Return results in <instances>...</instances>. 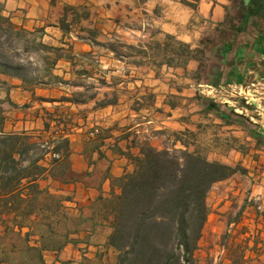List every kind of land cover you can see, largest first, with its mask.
<instances>
[{
  "label": "crops",
  "instance_id": "obj_1",
  "mask_svg": "<svg viewBox=\"0 0 264 264\" xmlns=\"http://www.w3.org/2000/svg\"><path fill=\"white\" fill-rule=\"evenodd\" d=\"M0 6L15 33L47 47L28 51L43 56L40 71L0 75V131L27 144L68 141L56 161L30 150L20 166L38 169L1 193L0 264H116L109 239L119 181L145 145L240 166L208 198L223 190L229 207L242 199L245 217L227 221V231L239 229L232 232L255 249L245 252H259L264 212L251 199L264 209V125L243 135V116L229 105L208 108L201 93L203 85L264 88V12L253 13L250 0H198L196 11L183 0ZM205 38L213 44L205 47ZM104 99L115 102L97 107ZM256 113L264 121V103Z\"/></svg>",
  "mask_w": 264,
  "mask_h": 264
},
{
  "label": "trees",
  "instance_id": "obj_2",
  "mask_svg": "<svg viewBox=\"0 0 264 264\" xmlns=\"http://www.w3.org/2000/svg\"><path fill=\"white\" fill-rule=\"evenodd\" d=\"M250 1L253 13L264 12V0ZM4 23L6 28L2 26ZM1 35L7 39L21 36L2 15ZM9 51L0 43V75L27 76V65L17 56H9ZM114 102L104 99L97 107ZM207 106L215 109L216 103L208 102ZM1 123L0 109V127ZM176 139L182 142L178 136ZM26 140L0 131V199L2 192L17 186L23 177L38 169L33 162L29 167L20 166L30 150L38 151L40 157L45 153L42 144H27ZM67 145L68 141L61 139L51 148L54 161L58 150L66 151ZM133 163V171L119 181L121 192L109 239L118 252L116 264H196L194 254L208 216L207 195L215 183L239 172V167L209 161L196 152L157 150L147 145L141 148V157L133 158Z\"/></svg>",
  "mask_w": 264,
  "mask_h": 264
},
{
  "label": "rangeland",
  "instance_id": "obj_3",
  "mask_svg": "<svg viewBox=\"0 0 264 264\" xmlns=\"http://www.w3.org/2000/svg\"><path fill=\"white\" fill-rule=\"evenodd\" d=\"M142 4L144 0H139ZM184 4L187 5L190 9L196 11L197 10V2L198 0H183ZM139 13H136L135 15H138ZM138 20V19H137ZM138 21H136L135 24H137ZM6 28V24L4 23L2 25ZM207 38V37H206ZM205 38V39H206ZM207 41V39H206ZM214 40L210 41L208 40L205 44V47L213 44ZM0 43L3 44L6 48H9V56L18 57L19 60L24 62V64L27 65V71L29 73L31 72H38L41 70V67L39 64H42L43 56L42 55H34L31 56L28 51L30 50H36L39 51L42 48L40 46H36L37 43L35 42V39H33L31 36H27L26 34H22L21 36H13L11 39H7L4 36H0ZM8 46V47H7ZM25 48L24 50H22ZM28 48V51H26ZM30 58H33V64L30 61ZM227 85H242V86H248L249 90L248 93L245 95L247 97L248 104H245V101L240 99L237 96L231 95L230 89L225 88L221 93L217 96L219 98L216 101H212L211 95H204L201 93V97L208 102H214L218 104L219 106L229 105L231 109L236 110L237 114L236 116L242 117L243 120L241 121L243 123V135L245 133H248L250 130H255L257 127L261 126V124L264 125V121L261 122L260 118L257 117L256 113V106L261 105V103H264V100H259L258 98L261 97V92H264V88L259 85L251 86L250 84H227ZM264 85V83H263ZM221 87H226V85H220ZM259 88V89H258ZM263 88V89H262ZM224 101H227L226 103H223ZM243 102V104H241ZM242 108V109H241ZM264 118V116H263ZM234 119V120H237ZM151 121V120H150ZM150 123V122H149ZM100 132L98 131V135ZM94 135V136H98ZM177 137V136H176ZM175 137V138H176ZM178 138L182 139L179 135ZM249 142H246L243 139V150L246 148L245 146ZM43 148L45 149V154H48L52 148V144L49 141L41 142ZM46 147H48L46 149ZM249 148V147H248ZM43 149V150H44ZM169 150H181V149H173L168 147ZM205 156V155H204ZM206 157V156H205ZM238 166V165H237ZM236 167V166H235ZM241 172L243 169L238 166ZM207 195L206 204L208 207V216L207 220L205 222V225L202 230L201 238L198 242V248L195 251V259L196 264H264V244L260 241L261 247H259V252L257 254H252V252H248V254L245 251H254L255 249H252L251 245L249 248L247 247V242L245 240L241 239L239 234H234L232 231H239V229H232L231 232H228V228L226 226L227 221H235L239 222L242 221V218L245 217V215L242 214L241 211V200L240 197L234 199L235 203L229 207L228 205H225V193L223 190H220V192L215 196V198L210 197ZM209 199V200H208ZM243 202V201H242ZM251 202L254 203V205L259 208L256 209L259 213H263L264 209L261 206V203L259 201H255L253 198L251 199Z\"/></svg>",
  "mask_w": 264,
  "mask_h": 264
},
{
  "label": "built area",
  "instance_id": "obj_4",
  "mask_svg": "<svg viewBox=\"0 0 264 264\" xmlns=\"http://www.w3.org/2000/svg\"><path fill=\"white\" fill-rule=\"evenodd\" d=\"M225 88L230 89V92L232 93L231 95L237 96L240 99L245 101V104H248L247 97L245 96L248 93L249 87L248 86H236V85H226V87H221V86H211V85H203L202 86V91H204V95H211L212 101H216L215 99L217 96L223 91ZM227 102V101H226ZM225 101L223 103H226ZM236 111V110H235ZM91 136L98 135V130L94 129L93 131L90 132Z\"/></svg>",
  "mask_w": 264,
  "mask_h": 264
},
{
  "label": "water",
  "instance_id": "obj_5",
  "mask_svg": "<svg viewBox=\"0 0 264 264\" xmlns=\"http://www.w3.org/2000/svg\"><path fill=\"white\" fill-rule=\"evenodd\" d=\"M241 104H243V102H241Z\"/></svg>",
  "mask_w": 264,
  "mask_h": 264
}]
</instances>
